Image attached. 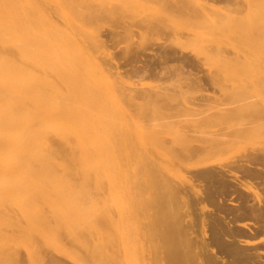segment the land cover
Wrapping results in <instances>:
<instances>
[{
    "label": "rangeland",
    "instance_id": "1",
    "mask_svg": "<svg viewBox=\"0 0 264 264\" xmlns=\"http://www.w3.org/2000/svg\"><path fill=\"white\" fill-rule=\"evenodd\" d=\"M184 1L0 0V53L21 58L26 84L40 89L42 120H58L43 134L103 160L67 167L0 160V264H264L263 178L238 170L243 185L232 180L228 194L214 196L219 211L204 193L195 196L207 185L196 173L242 156L236 148L230 159L234 148L188 150L264 119V0ZM236 17L246 26L218 24ZM140 66L144 76L127 72ZM217 105L235 109L221 114ZM253 162L262 168L260 158ZM251 177L259 203L243 187ZM201 201L212 204L201 211Z\"/></svg>",
    "mask_w": 264,
    "mask_h": 264
},
{
    "label": "bare ground",
    "instance_id": "2",
    "mask_svg": "<svg viewBox=\"0 0 264 264\" xmlns=\"http://www.w3.org/2000/svg\"><path fill=\"white\" fill-rule=\"evenodd\" d=\"M193 1V0H192ZM196 1V0H195ZM222 1H228V0H203V4L205 7L206 6H214L215 3H220ZM262 1V0H260ZM183 2H185L183 0ZM202 2V0H201ZM233 2V0H232ZM240 2V1H239ZM177 3V2H176ZM179 3V2H178ZM182 3V2H181ZM9 7V6H8ZM182 7V6H181ZM7 8V6L5 7ZM185 9V8H184ZM233 22V23H231ZM155 24V23H154ZM164 24V23H163ZM218 24L222 27H229L231 24H233V27L235 28H241L245 27L246 25L240 20V18L236 17L233 18L232 20L228 19H220ZM149 25V24H148ZM159 26V25H158ZM165 26V25H164ZM160 27V26H159ZM167 28V27H165ZM169 28V27H168ZM169 30V29H168ZM163 47V46H162ZM166 50V49H165ZM169 50V49H168ZM129 51V50H128ZM139 51V50H138ZM167 51V50H166ZM127 52V51H126ZM165 53V52H164ZM167 53V52H166ZM173 53V52H172ZM139 54V53H138ZM138 57V55H134ZM140 56V55H139ZM158 56V55H157ZM166 56V55H165ZM179 56V55H178ZM177 56V57H178ZM160 58V56H158ZM162 57V56H161ZM171 57H173L171 55ZM184 57V56H182ZM35 60L37 59V56H34ZM163 58V57H162ZM161 58V59H162ZM190 59V58H189ZM167 60V59H166ZM154 61V60H153ZM161 61V60H160ZM164 61V59H163ZM191 60H189L190 62ZM197 62V61H196ZM195 62V63H196ZM155 63V62H154ZM161 63V62H160ZM163 63V62H162ZM120 67V64L117 63ZM149 64V63H148ZM147 64V65H148ZM117 65V66H118ZM146 65V64H145ZM150 65V64H149ZM159 63L157 64V66ZM189 65V64H188ZM193 65V64H192ZM143 66V65H141ZM140 69H129L127 72H130L131 74H143V71L145 72V69L143 68V71ZM165 66V65H164ZM133 67V66H132ZM139 67V66H138ZM150 67V66H149ZM155 67V65H154ZM135 68V67H134ZM145 68H148L147 66ZM156 69V68H154ZM122 69L120 68V73ZM149 70V69H148ZM153 70V69H152ZM126 72V69L124 70ZM126 72V73H127ZM159 72V71H158ZM150 73V72H149ZM145 74H143L144 76ZM147 76V75H146ZM161 90V89H160ZM159 91V90H156ZM154 91V93L156 92ZM163 91V90H162ZM165 91V90H164ZM160 92V91H159ZM164 93V92H163ZM162 93V94H163ZM168 93V92H167ZM152 94V93H151ZM161 94V93H160ZM158 95V94H157ZM173 95V94H172ZM156 96V95H154ZM153 96V97H154ZM164 96V95H162ZM161 96V97H162ZM170 96V95H169ZM152 97V95H151ZM149 97V98H151ZM157 97V96H156ZM166 98V97H165ZM169 98V97H168ZM173 98V97H172ZM170 97V99H172ZM153 100V99H152ZM157 100V99H154ZM164 100V99H163ZM65 105H64V112L65 115H68L73 109L72 105H70V99L66 98L64 100ZM250 102V101H249ZM251 103V102H250ZM247 104V103H245ZM253 104V103H252ZM243 105L242 103L234 104L236 110L237 108L239 109ZM215 106V105H214ZM47 107L50 110L54 111V102L52 99H49L47 101ZM231 107H221L220 105H217L216 108H218V111H220L221 114H229L231 112L232 108ZM223 108H227L224 110H221ZM256 108V107H255ZM254 108V109H255ZM259 108V107H258ZM257 108V109H258ZM256 109V110H257ZM227 110V111H226ZM255 110V111H256ZM226 111V112H225ZM235 111V110H233ZM262 113L261 111H259ZM258 112V113H259ZM56 123H58V120L56 119H48V120H42V110H41V100H40V89L36 86H28L26 84V80L24 77V70L23 66L21 64V58H16L11 56L8 53H0V160L3 161L4 163H7L9 166H25V167H67V166H73V165H78V166H88L91 164H102V157L100 152L95 151L92 153L90 149L87 148H79V149H69V150H64L60 148L58 144H55L53 141L50 142L49 138H47L43 132L48 130L49 128L53 127ZM73 123V122H72ZM74 124V123H73ZM71 124V127L72 125ZM75 126V124H74ZM64 138V137H63ZM248 147L251 149L248 150ZM200 148V149H199ZM228 148H234L233 153L235 152L236 154L239 153L243 159L242 162L240 160L227 163H222L220 162V168L216 167V163L213 164L214 166H205L200 169L196 173L197 176L200 177V179L206 180L207 185L204 187V189H195L194 194L195 196L206 195L205 197L208 198V200L211 202L213 201L214 203L218 200L214 198L218 193H224L228 194L229 189L228 186H230V181H238V182H243L242 180V175H240L237 171L238 170H243L245 173L248 174H254L257 173L258 175H261V178H263L264 181V119H249L245 123H240L236 124L235 126L231 127L230 130L224 131V132H216L211 137L205 139V140H200V143L196 146H189L188 150L195 151V150H200V152H224L227 151L226 149ZM236 148V150H235ZM229 149V150H230ZM233 149L230 150L232 152ZM227 151L226 153H228ZM241 152V153H240ZM224 153V154H226ZM229 154L228 158H236L235 153ZM225 156L224 158H226ZM239 158V157H238ZM241 158V157H240ZM260 158L263 161L262 168H258L260 166H252V163H254V160H257ZM227 159V158H226ZM225 159V161H226ZM224 161V159H222ZM237 160V159H236ZM209 163L208 165H210ZM219 165V164H218ZM217 165V166H218ZM259 165V164H256ZM201 166V165H200ZM196 171H194L195 173ZM241 173V172H240ZM245 174H243L244 176ZM255 175V174H254ZM247 177V176H245ZM249 177V176H248ZM256 178V177H254ZM252 179L251 177V182L248 181L247 184L246 180L244 181V188L249 191H253L257 195L255 200L259 201L260 199V194L259 189H257V186L255 188V184L253 183L255 179ZM260 178V177H259ZM258 178V179H259ZM196 179V178H195ZM199 178H197L198 180ZM249 178H247L248 180ZM250 180V179H249ZM257 180V178H256ZM261 181V179H259ZM232 181V182H233ZM253 181V182H252ZM258 181V180H257ZM200 183H202L200 181ZM204 183V182H203ZM239 183V184H240ZM260 183V182H259ZM263 183V182H262ZM232 184V183H231ZM235 184V183H234ZM242 184V183H241ZM245 184H247L245 186ZM202 185V184H201ZM200 185V187H202ZM238 185V184H236ZM243 185V184H242ZM258 185V184H257ZM262 185V184H261ZM233 186V185H232ZM239 186V185H238ZM241 186V185H240ZM259 186V185H258ZM231 187V186H230ZM242 186L240 188H243ZM261 187V186H260ZM233 188V187H232ZM238 187H234V191H237ZM257 189V190H256ZM239 190V189H238ZM262 190V189H260ZM233 191V190H232ZM240 191H242L240 189ZM239 195V192H237ZM243 193V191H242ZM252 193V192H250ZM259 193V194H258ZM264 193V192H261ZM233 193H230V195ZM235 194V193H234ZM233 194V196H234ZM245 194V193H244ZM197 195V196H198ZM220 195V194H219ZM228 195V196H230ZM243 195V194H242ZM252 195V198L253 196ZM264 195V194H263ZM196 196V197H197ZM237 196V195H236ZM240 196V195H239ZM199 197V196H198ZM197 197V198H198ZM223 197V196H222ZM226 197V196H225ZM263 197V196H261ZM219 198V197H218ZM221 198V197H220ZM219 198V200H220ZM231 198V196H230ZM233 198V197H232ZM253 198V199H254ZM203 199V198H202ZM205 199V198H204ZM222 199V198H221ZM225 199V198H224ZM228 199V198H227ZM232 200V199H231ZM230 199L226 201H231ZM244 200V197H243ZM191 200H188V202ZM194 201V200H193ZM192 201V202H193ZM199 201V199L197 200ZM221 201V200H220ZM225 201V202H226ZM262 201V200H261ZM260 201V202H261ZM200 202V201H199ZM200 206H202L203 211L207 205L205 201H203ZM208 202V201H207ZM223 202V203H225ZM234 202V200H232ZM229 202V203H232ZM237 202V201H236ZM235 202V203H236ZM239 202V201H238ZM248 202H251L248 201ZM247 202V203H248ZM198 203V202H197ZM197 203L195 202L196 206ZM252 203V202H251ZM205 204V205H204ZM226 204V203H225ZM224 204V206H225ZM255 204V203H254ZM216 205L218 207V210H221L222 202H216ZM232 205V204H230ZM260 205V204H259ZM258 205V206H259ZM262 205V204H261ZM189 205H187L188 207ZM235 206V205H234ZM242 206V205H241ZM192 207V205H191ZM195 207V206H194ZM213 208V206H210ZM238 207V206H237ZM240 207V206H239ZM198 208V207H197ZM231 208V207H230ZM234 208V207H233ZM244 208V207H242ZM250 208V207H249ZM260 208V207H259ZM189 209V207H188ZM192 209V208H191ZM189 209V210H191ZM229 209V207L227 208ZM262 209V208H261ZM208 210V209H207ZM213 210V209H212ZM230 210V209H229ZM235 210V209H234ZM206 211V210H204ZM224 211V209H223ZM260 211V210H259ZM258 211V212H259ZM192 212V211H191ZM210 212V210H209ZM234 212V211H233ZM242 212V211H241ZM208 213V212H207ZM220 213V212H219ZM222 213V212H221ZM232 213V212H231ZM239 213V212H238ZM249 213V212H248ZM204 214V213H203ZM216 214V213H215ZM224 213H222L223 215ZM230 214V213H229ZM228 214V215H229ZM237 214V213H236ZM242 214V213H241ZM247 214V213H246ZM261 214V213H260ZM205 215V214H204ZM211 215V213L209 214ZM213 215V214H212ZM221 215V214H220ZM227 215V216H228ZM239 215V214H238ZM244 215V214H243ZM256 215V214H255ZM214 216V215H213ZM224 216V215H223ZM230 216V215H229ZM232 216V215H231ZM248 216V215H247ZM252 216V215H251ZM215 217V216H214ZM222 217V216H220ZM241 217V216H240ZM239 217L238 221L236 220L235 222H239L241 219ZM223 218V217H222ZM235 218V217H234ZM263 218V217H262ZM208 219V218H207ZM215 219V218H214ZM227 219V217H226ZM260 219V217H259ZM213 220V219H212ZM219 220V218H218ZM228 220V219H227ZM243 221V219H241ZM246 219H244L245 221ZM252 220V219H251ZM221 221V220H220ZM241 221V222H242ZM248 219L246 220V222ZM250 221V219H249ZM248 221V222H249ZM263 221V220H262ZM204 222V220H203ZM219 222V221H218ZM229 222V221H228ZM227 222V223H228ZM240 222V224H241ZM245 222V223H246ZM251 222V221H250ZM264 222V221H263ZM192 223V222H190ZM216 223V222H215ZM226 223V224H227ZM232 222H230L231 224ZM244 223V225H246ZM254 224V221L252 222ZM204 224V223H203ZM223 224V223H222ZM229 224V225H230ZM234 224V223H233ZM236 225H239L235 223ZM251 224V223H250ZM257 224V223H256ZM255 224V226H257ZM261 224V223H260ZM264 224V223H263ZM193 226V224H191ZM205 225L206 221H205ZM204 225V226H205ZM242 224V226H244ZM248 225V224H247ZM246 225V228H247ZM203 226V227H204ZM202 227V228H203ZM206 227V226H205ZM210 227V226H209ZM215 227V226H214ZM219 227V226H218ZM234 227V226H233ZM231 227V228H233ZM227 228V227H226ZM229 228V227H228ZM245 228V227H244ZM259 228V227H258ZM205 229V228H203ZM218 229V228H217ZM225 229V228H224ZM249 229V227H248ZM253 229V228H252ZM206 230H208L206 228ZM205 230V232H206ZM203 231V230H202ZM217 231V230H216ZM219 231V230H218ZM227 231V230H226ZM251 231V229H250ZM255 231V230H254ZM257 231V230H256ZM264 231V230H263ZM223 232V231H222ZM258 232V231H257ZM204 233V231H203ZM213 233V232H212ZM236 233V232H235ZM245 233V232H244ZM243 233V234H244ZM262 233V231H260ZM222 234V233H221ZM227 234V233H226ZM233 234V233H232ZM240 234V233H239ZM256 234V232H255ZM206 237V233H204ZM217 235V234H216ZM241 235V234H240ZM246 235V234H245ZM248 235V234H247ZM208 236V235H207ZM215 236V234H214ZM236 236V235H235ZM226 237V236H225ZM239 237V236H237ZM233 238V237H232ZM189 239V238H187ZM217 239V238H216ZM221 239V238H220ZM223 239V238H222ZM264 239V238H263ZM231 240V239H230ZM219 241V240H218ZM217 241V242H218ZM191 242V241H190ZM230 243V242H228ZM222 244V243H221ZM233 244H235L233 242ZM188 245V244H187ZM226 245V244H225ZM191 246V245H190ZM221 246V245H220ZM234 246V245H233ZM218 247V246H217ZM236 247V246H235ZM178 248V247H177ZM225 249V248H224ZM230 249V248H229ZM228 249V250H229ZM243 249V248H242ZM216 250V249H214ZM234 250V248H233ZM249 250V249H247ZM213 251V250H212ZM236 251V250H235ZM196 253V251H194ZM230 252V251H229ZM264 253V251H262ZM198 253V252H197ZM222 253V252H221ZM246 253V252H244ZM250 253V252H248ZM233 254V252H232ZM224 255V253H223ZM221 255V256H223ZM257 255V254H256ZM262 256V254H260ZM197 257L198 254H196ZM220 256V255H219ZM227 256V255H226ZM225 256V257H226ZM248 256V255H245ZM260 256V257H261ZM231 256H229L230 258ZM259 257V256H258ZM223 258V257H222ZM228 258V256H227ZM234 258V257H233ZM225 259V258H224ZM240 259V258H239ZM251 259V257H250ZM199 260V258H198ZM228 260V259H227ZM231 260V259H230ZM235 260V259H234ZM238 260V259H237ZM263 260V259H261ZM259 260V261H261ZM196 261V260H195ZM226 261V259H225ZM233 261V260H232ZM241 261V260H240ZM178 262V260H177ZM198 262V261H197ZM231 262V261H230ZM193 263V262H192ZM227 263V262H226ZM260 263V262H259ZM178 264V263H177ZM197 264V263H196ZM199 264V262H198ZM233 264V263H232ZM238 264V262H237ZM243 264V263H242ZM261 264V263H260ZM263 264V263H262Z\"/></svg>",
    "mask_w": 264,
    "mask_h": 264
}]
</instances>
